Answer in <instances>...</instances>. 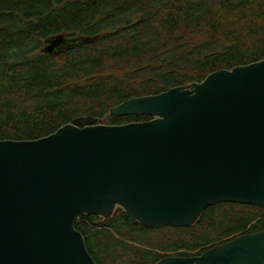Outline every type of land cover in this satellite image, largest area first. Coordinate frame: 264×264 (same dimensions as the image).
Wrapping results in <instances>:
<instances>
[{
	"label": "water",
	"instance_id": "1",
	"mask_svg": "<svg viewBox=\"0 0 264 264\" xmlns=\"http://www.w3.org/2000/svg\"><path fill=\"white\" fill-rule=\"evenodd\" d=\"M95 37L58 34L41 50ZM109 112L151 118L104 124L80 115L47 136L0 139V264H97L74 228L82 213L110 220L119 206L160 228L190 226L215 202L264 206V59ZM153 264H264V229Z\"/></svg>",
	"mask_w": 264,
	"mask_h": 264
},
{
	"label": "trees",
	"instance_id": "2",
	"mask_svg": "<svg viewBox=\"0 0 264 264\" xmlns=\"http://www.w3.org/2000/svg\"><path fill=\"white\" fill-rule=\"evenodd\" d=\"M58 34L96 37L42 51ZM261 59L264 0H0V139H37L80 115L107 124L145 121V113L109 111ZM100 217L74 220L97 264L198 255L264 229V206L229 201L207 205L190 226L161 228L179 233L164 242L124 210L108 222Z\"/></svg>",
	"mask_w": 264,
	"mask_h": 264
},
{
	"label": "rangeland",
	"instance_id": "3",
	"mask_svg": "<svg viewBox=\"0 0 264 264\" xmlns=\"http://www.w3.org/2000/svg\"><path fill=\"white\" fill-rule=\"evenodd\" d=\"M101 121H102V123L107 124V120H106V119H101ZM121 210H122V209H120L119 206H115L112 218H113L114 216H116V215L118 214V212H120ZM100 219H102V216L100 217ZM103 220H104L105 222H108V221H109V220H105L104 217H103ZM166 226H169V225H166ZM163 227H165V226H162V227H160V228H149V227H148V229H150V231H149V236L152 237V240H156V241L164 242L165 239H166L169 235L176 236V235L179 234V233H178L176 230H174V229L164 228V229L160 230V229L163 228ZM170 227H175V226H170ZM119 232L122 233V234L124 235V233H123V228H122V229L120 228V229H119ZM143 238H145V236H144ZM165 251L168 252V251H170V250H165ZM163 253H164V252H163ZM117 262H119V261H116L114 264H117ZM122 263H124V262H122ZM125 263H126V262H125ZM126 264H131V263L128 262V263H126Z\"/></svg>",
	"mask_w": 264,
	"mask_h": 264
}]
</instances>
